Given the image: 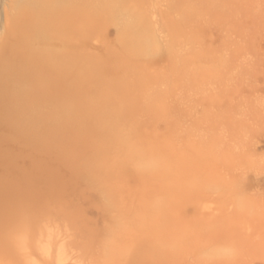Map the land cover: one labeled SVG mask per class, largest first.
Here are the masks:
<instances>
[{
    "label": "rangeland",
    "instance_id": "rangeland-1",
    "mask_svg": "<svg viewBox=\"0 0 264 264\" xmlns=\"http://www.w3.org/2000/svg\"><path fill=\"white\" fill-rule=\"evenodd\" d=\"M5 53L0 264H264V0H0Z\"/></svg>",
    "mask_w": 264,
    "mask_h": 264
},
{
    "label": "bare ground",
    "instance_id": "bare-ground-1",
    "mask_svg": "<svg viewBox=\"0 0 264 264\" xmlns=\"http://www.w3.org/2000/svg\"><path fill=\"white\" fill-rule=\"evenodd\" d=\"M118 1V0H117ZM37 2L39 3V4H44V2H45V0H37ZM63 2H65V1H63ZM56 9L57 10H61V12H63L65 15H67L68 16V18H67V16L65 17V18H61V20H64V19H72L73 18V15L74 14H77L78 13V9H76V6H74V5H66V4H58L57 6H56ZM28 15V14H27ZM25 16V15H24ZM21 20V19H20ZM51 19H47V17H40V15L38 16V15H36V14H33L32 15V13L28 16V17H26V19L24 20V21H30V23L32 22L35 26H42V27H47V25H49V24H52L51 23V21H50ZM132 22V21H131ZM18 24L20 25V26H24V23H23V21L21 20V21H19L18 22ZM54 24V23H53ZM76 30H79V28L78 29H76ZM75 30V31H76ZM82 30V29H81ZM79 32V31H78ZM50 58V57H49ZM25 59L31 64V65H28V67H32V72H33V74H35V72H37L36 71V69H38V70H40L41 72H46V68H45V64L44 63H42V62H39L38 61V63H36V58L32 55V54H29V55H25ZM51 59V58H50ZM16 65H19L20 67H22L20 64H19V62H18V57L16 56V58L15 59H13L11 56H10V53L9 54H4V56L2 57V58H0V71L1 70H4L5 68H9V67H16ZM36 68V69H35ZM39 71V72H40ZM40 72V73H41ZM21 74H23V75H25V76H27V75H33L32 73H30V72H27V69L23 66V68L21 69V72H20V75ZM44 74V73H43ZM35 75H37V74H35ZM45 77V76H44ZM46 80V82H48V78L46 79V78H43V80ZM39 80V79H38ZM45 82V81H44ZM41 85L39 86V87H41L42 85H44V83L42 84V83H40ZM0 98H2V99H7L6 98V96L5 95H2V92H0ZM8 99H9V97H8ZM10 100V99H9ZM11 101V100H10ZM15 102V101H14ZM92 102H94V101H92ZM86 104V103H85ZM95 104H96V102H95ZM92 105L93 104H91V106L89 105L88 106V103H87V106H88V108L89 107H92ZM98 106V105H97ZM97 106H93V107H97ZM92 107V108H93ZM82 109H84V108H82ZM81 109V110H82ZM86 109V108H85ZM94 109H96V108H94ZM87 110V109H86ZM85 110V113H83L82 112V116H83V114H85L86 115V112L88 111H86ZM83 111V110H82ZM70 112V111H69ZM68 112V113H69ZM88 113V112H87ZM77 114V117H80V113H76ZM74 115H75V113H74ZM52 117V116H51ZM50 117V118H51ZM58 117L60 118V116H57V120H59L58 119ZM46 118H49V116L48 117H46ZM62 118V117H61ZM61 118H60V121L61 122H63V120H61ZM64 119V118H63ZM83 118L81 117V119L80 120H82ZM85 119V118H84ZM52 120H54L53 118H52ZM56 120V119H55ZM77 121H79V119H76ZM50 121V120H49ZM61 122H58V123H61ZM81 122V121H80ZM74 123V122H73ZM72 123V124H73ZM83 123H84V121H83ZM77 124H79V122L77 123ZM76 125V124H75ZM74 124H73V127L75 126ZM80 125V124H79ZM79 125H76L75 127H77V126H79ZM61 126V125H60ZM64 126V125H63ZM66 126V125H65ZM82 126V125H81ZM67 127H68V124H67ZM66 127V128H67ZM72 127V128H73ZM80 127V126H79ZM65 128V127H64ZM68 128H70V126L68 127ZM71 128V129H72ZM121 139V138H120ZM113 144L114 145H116L114 142H113ZM117 145H118V143H117ZM123 145H125V143L123 144ZM142 145V144H141ZM134 146V145H133ZM115 147H117V146H115ZM136 147H137V145H136ZM135 147V148H136ZM124 148H126V145H125V147ZM141 148V147H140ZM117 149H120V147H118ZM130 149V148H129ZM146 149H148V148H146ZM150 149V148H149ZM120 150H122V149H120ZM140 151V150H139ZM131 152V151H130ZM139 153H141V152H139ZM122 154H123V151H122ZM144 155V154H143ZM131 157H132V160H133V163L134 164H136V168L138 167L139 168V171H136V172H140V170L143 168V169H145V170H147L148 171V169L149 168H152L154 165H157V164H160V162H159V160H157L156 158H147V157H145V156H142V155H135V154H133V155H131ZM159 159V158H158ZM131 160V159H130ZM131 160V161H132ZM164 160V159H163ZM162 160V161H163ZM165 162V161H164ZM160 167H162L161 165H159ZM135 168V167H134ZM134 169V170H138V168L137 169ZM141 168V169H140ZM148 168V169H147ZM156 168V167H155ZM168 168V167H167ZM152 170V169H151ZM150 169H149V171H151ZM154 170V169H153ZM152 170V171H153ZM143 171V170H142ZM141 171V173L140 174H144V173H146V172H142ZM155 172V171H154ZM168 183V182H167ZM173 186V185H172ZM164 187H167V186H164ZM166 189V188H165ZM168 189V188H167ZM171 189V188H170ZM169 189V190H170ZM166 191V190H165ZM172 191V190H171ZM115 248H117V247H115ZM119 248H117V250H118ZM128 249V248H127ZM126 249V250H127ZM114 250V249H113ZM130 251V250H129ZM131 251H133L132 249H131ZM114 252H115V250H114ZM117 252V251H116ZM119 252V251H118ZM124 252L125 251H123V255H124ZM128 255H129V253L128 252H126ZM131 254L130 255H132L133 253L132 252H130ZM127 254H125V255H127ZM132 257H135V256H132Z\"/></svg>",
    "mask_w": 264,
    "mask_h": 264
}]
</instances>
